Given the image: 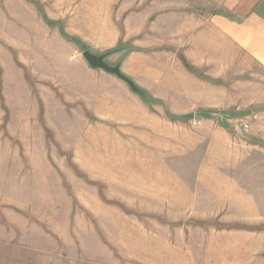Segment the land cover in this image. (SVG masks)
Wrapping results in <instances>:
<instances>
[{"label":"rangeland","instance_id":"obj_1","mask_svg":"<svg viewBox=\"0 0 264 264\" xmlns=\"http://www.w3.org/2000/svg\"><path fill=\"white\" fill-rule=\"evenodd\" d=\"M218 12L0 0V264H264V68L205 54Z\"/></svg>","mask_w":264,"mask_h":264},{"label":"crops","instance_id":"obj_2","mask_svg":"<svg viewBox=\"0 0 264 264\" xmlns=\"http://www.w3.org/2000/svg\"><path fill=\"white\" fill-rule=\"evenodd\" d=\"M220 12L203 28L205 54L253 60L264 68V0H217Z\"/></svg>","mask_w":264,"mask_h":264},{"label":"water","instance_id":"obj_3","mask_svg":"<svg viewBox=\"0 0 264 264\" xmlns=\"http://www.w3.org/2000/svg\"><path fill=\"white\" fill-rule=\"evenodd\" d=\"M84 59L88 62V64L94 68V69H102L112 75L117 76L119 79L126 82L130 88L134 92H139L138 86L134 83L133 80H131L129 77H127L122 71L119 65H110L105 58V55H97L89 50H85L82 53ZM202 115L208 116V113H200Z\"/></svg>","mask_w":264,"mask_h":264},{"label":"trees","instance_id":"obj_4","mask_svg":"<svg viewBox=\"0 0 264 264\" xmlns=\"http://www.w3.org/2000/svg\"><path fill=\"white\" fill-rule=\"evenodd\" d=\"M109 53H111V52H107V53H106V54H104V55L106 56V55H108ZM141 93H142V91H141Z\"/></svg>","mask_w":264,"mask_h":264}]
</instances>
